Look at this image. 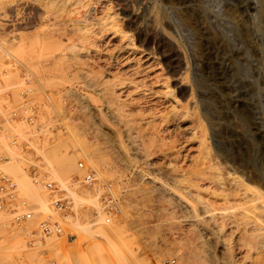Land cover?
Wrapping results in <instances>:
<instances>
[{
	"label": "rangeland",
	"instance_id": "1",
	"mask_svg": "<svg viewBox=\"0 0 264 264\" xmlns=\"http://www.w3.org/2000/svg\"><path fill=\"white\" fill-rule=\"evenodd\" d=\"M62 1L0 0V109L29 100L25 106L35 107V121L47 127L44 138L35 136L29 148H5L11 160L0 166L18 184L17 207L32 208L34 216L16 227L9 211L0 210V264H32L38 254L25 249L23 230L37 227L48 215L61 220L63 233L45 239L42 264H264V243L250 229L252 219L264 227V183L254 172L264 169L259 0H98V6L109 2L118 17L124 10L139 15L135 22L126 15L122 24L174 92L170 109L168 102L155 101L152 89L121 91L117 102L133 119L124 122L93 86L92 53L71 40L74 15ZM35 33L49 45L44 55L37 54ZM128 85L122 89L132 88ZM14 125L16 130L25 126ZM199 140L205 141L200 154ZM62 158L67 165L59 169ZM78 161L94 170L93 185L72 182L84 174ZM203 161H209V173L197 183ZM30 164L65 189L62 195L72 199L69 217L54 209L48 189L32 181L24 170ZM105 183L118 196L110 220L99 221L113 224L112 240L86 233L79 242L72 235L75 222L99 229L98 218L106 217L101 204ZM82 197L95 198L98 208L93 199Z\"/></svg>",
	"mask_w": 264,
	"mask_h": 264
},
{
	"label": "bare ground",
	"instance_id": "2",
	"mask_svg": "<svg viewBox=\"0 0 264 264\" xmlns=\"http://www.w3.org/2000/svg\"><path fill=\"white\" fill-rule=\"evenodd\" d=\"M59 1V0H58ZM97 1L98 0H63V6L67 7L71 12H73L74 17L70 18L69 20L72 21L73 25L70 28L72 30V34H73V38H69V40L71 39L72 41L75 39L78 43L79 49L83 52L85 51L87 54L89 52L91 53L89 54L92 58L93 61V86L97 87L98 90H100L103 95V101L106 103L107 108H109L112 112H114L115 114L113 115H117L114 117L119 118L120 120H122L124 122V120H133L130 119L129 115L127 114V112H122L121 111V103L117 102L120 101V97H119V93L121 91H127V93L131 92L133 89L134 90H138L141 87L143 93L147 90H151L152 91V95L155 98V101H165L168 102V104L170 105V109L173 106L172 105V101L173 98H171L173 95V89H171V85H168L169 81L167 80V78L165 79L164 77H160L158 75V73L154 70L153 68V60H150V56L149 53H145L140 46H138L136 44V41L134 40V38H132V36L125 30L126 28L123 26L122 21L123 18L129 17L130 19H132L133 22H135L137 20V16H139L136 12L133 11H126V10H122L123 14L118 17L116 13H114V9L113 11L110 10L111 6H109V2H103L102 4L99 3V6L97 5ZM100 1V0H99ZM45 2V1H44ZM52 2V1H51ZM101 2V1H100ZM258 3V2H257ZM52 4V3H51ZM61 4V3H60ZM58 5V3H57ZM260 6V12L262 13L261 15L264 16V0H259V4ZM257 5V6H258ZM56 6V5H55ZM125 6V5H124ZM126 7V6H125ZM132 7V6H131ZM121 8V7H120ZM119 8V10H120ZM127 8V7H126ZM123 9V8H122ZM67 10V9H66ZM132 10V9H131ZM65 12V11H64ZM119 12V11H118ZM121 12V11H120ZM63 13V11H62ZM69 13V12H67ZM66 13V14H67ZM157 13V12H156ZM65 14V15H66ZM77 14V15H76ZM71 15V14H69ZM120 15V14H119ZM139 18V17H138ZM121 20V22H119ZM238 21V20H237ZM63 24V23H62ZM66 28V27H65ZM70 28H66L68 29V31L70 30ZM263 28V27H262ZM64 29V30H66ZM67 31V30H66ZM74 31V32H73ZM70 33V31H69ZM169 33V32H168ZM71 34V35H72ZM18 36V35H17ZM16 36V37H17ZM141 36V35H140ZM171 36V35H170ZM72 37V36H70ZM139 37V36H138ZM173 37V36H172ZM34 41L36 46L38 47L37 54L38 55H44L46 52V48L49 46L46 43L41 44V39L39 36V33H35L33 35ZM143 38V37H142ZM152 38V37H151ZM171 38V37H170ZM174 38V37H173ZM71 41V42H72ZM139 41V40H138ZM263 41V40H262ZM175 42V41H174ZM173 42V43H174ZM49 43V42H48ZM73 44V42H72ZM76 45V43H74ZM263 45V44H262ZM75 47V46H74ZM72 47V48H74ZM76 47V48H77ZM76 48H74L75 50H77ZM182 48V47H181ZM74 50V51H75ZM78 51V50H77ZM75 51V52H77ZM185 51V50H184ZM33 52V51H32ZM31 53V52H30ZM80 53V52H79ZM78 54V53H77ZM185 54V53H184ZM88 55V56H89ZM185 56V55H184ZM195 56V55H194ZM81 57V56H80ZM183 57V56H182ZM16 58V57H15ZM14 58V59H15ZM86 58H88L86 56ZM189 58V57H188ZM187 58V59H188ZM18 59V58H17ZM16 59V60H17ZM89 59V60H90ZM190 59V58H189ZM196 59V57H195ZM194 59V60H195ZM19 60V59H18ZM155 60V59H154ZM185 60V59H184ZM198 60V59H197ZM187 61V60H186ZM17 62V61H16ZM100 62V63H99ZM185 62V61H184ZM183 62V64L185 65V63ZM200 62V61H199ZM89 64V62H87ZM98 63V64H97ZM181 60H180V64H181ZM189 63V62H188ZM198 63V62H197ZM83 64V63H82ZM190 64V63H189ZM193 64V62H192ZM25 65V64H23ZM179 65V64H178ZM91 66V65H90ZM181 66V65H180ZM26 67V66H25ZM95 67L97 69H95ZM188 67V66H187ZM27 70L29 71L30 69H28V67H26ZM176 68V66H175ZM179 68V67H177ZM189 68V67H188ZM188 70V69H186ZM103 72H105L107 75H109L111 77V80H108L107 77L103 78L101 77V75H103ZM86 73V72H85ZM113 78V79H112ZM168 81V82H167ZM130 84V86H132V88L128 85ZM128 85L130 88H126V89H122L125 88ZM152 86V88L148 87ZM149 88V89H148ZM139 92H141L139 90ZM138 92V93H139ZM135 93V92H134ZM149 94V93H148ZM148 94H146L148 96ZM126 95V92H125ZM124 95V96H125ZM150 95V94H149ZM144 97V96H143ZM150 97V96H148ZM175 97V96H174ZM133 98V97H132ZM132 98L130 97V99L132 100ZM135 98H137L135 96ZM147 98V97H146ZM145 98V99H146ZM129 99V98H128ZM139 99V98H138ZM137 99V100H138ZM141 99V98H140ZM152 99V98H151ZM126 100V99H125ZM149 100V99H148ZM172 100V101H171ZM175 100V98H174ZM177 100V99H176ZM146 101V100H145ZM152 101H154L152 99ZM178 101V100H177ZM180 101V100H179ZM133 102V100H132ZM131 103V102H129ZM149 103V101H148ZM164 103V102H163ZM162 103V104H163ZM191 103V101H190ZM189 103V104H190ZM124 104V102H123ZM128 105V104H127ZM156 105V104H155ZM160 106V104H157V106ZM167 105V103L165 104V106ZM175 105V104H174ZM186 105V104H185ZM126 106V105H124ZM156 106V107H157ZM158 106V107H159ZM168 106V105H167ZM106 107V106H105ZM153 107V106H152ZM175 107H173L172 112L175 113L177 110L174 109ZM182 108H184V106H182ZM101 110V109H100ZM108 110V109H107ZM151 110V109H150ZM156 110V108H155ZM160 110V109H157ZM165 110V109H164ZM168 110H169V106H168ZM167 110V112H168ZM186 110V109H185ZM182 110V111H185ZM110 111V112H111ZM149 111V110H148ZM161 111V110H160ZM158 111V112H160ZM170 111V110H169ZM181 111V110H180ZM133 112V111H132ZM162 112V111H161ZM165 113V112H164ZM169 113V112H168ZM181 113V112H180ZM186 113V111H185ZM184 113V115H186ZM189 113V111L187 112V114ZM112 114V113H111ZM156 114V113H155ZM157 114H162V113H157ZM102 115V114H101ZM158 115V116H159ZM189 115V114H188ZM154 116V115H153ZM163 117L166 116L162 115ZM174 116V115H173ZM176 116V115H175ZM182 116V114H181ZM191 116V115H190ZM160 117V116H159ZM161 117V121L162 118ZM168 118V116H166ZM133 118V117H132ZM158 118V117H157ZM171 118V117H170ZM173 118V117H172ZM171 118V119H172ZM175 118V117H174ZM194 118V117H193ZM154 119V117H153ZM178 119V117H177ZM183 119V116H182ZM241 120V119H240ZM154 121V120H153ZM160 121V119H159ZM178 121V120H177ZM176 121V122H177ZM183 121V120H182ZM181 121V122H182ZM120 122V121H119ZM128 122V121H127ZM175 122V121H174ZM190 122V121H189ZM192 122V121H191ZM126 123V121H125ZM155 123V122H154ZM160 123V122H159ZM171 124V121L169 122ZM166 124V123H165ZM168 124V123H167ZM166 124V126H167ZM175 124V123H174ZM190 124V123H189ZM173 125V124H172ZM176 125V124H175ZM186 125V124H185ZM184 125V126H185ZM154 126V125H153ZM165 126V127H166ZM183 126V127H184ZM188 126V125H187ZM193 126V125H192ZM158 127V126H157ZM172 127V126H171ZM170 127V128H171ZM178 127V124H177ZM175 127V128H177ZM131 128V127H130ZM163 128V127H162ZM167 128V127H166ZM165 128V129H166ZM169 128V127H168ZM169 128V129H170ZM182 128V126H181ZM117 129V128H116ZM159 129V128H158ZM174 129V128H173ZM178 129V128H177ZM177 129H175V131H177ZM185 129V128H184ZM194 129V127H193ZM196 129V128H195ZM134 130V129H133ZM161 130V129H159ZM167 130V129H166ZM169 131V130H167ZM171 131V129H170ZM181 131V130H180ZM183 131V130H182ZM196 131V130H195ZM186 132V131H185ZM188 132V130H187ZM190 132V131H189ZM191 132H193V130L191 129ZM190 132V133H191ZM158 133V132H157ZM189 133V134H190ZM195 132H193L194 134ZM97 134V133H96ZM192 134V135H193ZM188 135V134H187ZM191 135V136H192ZM190 135H188L187 137H189ZM201 136V135H200ZM203 136V135H202ZM186 137V136H185ZM195 138V137H194ZM199 138V137H198ZM133 139V138H132ZM200 139V138H199ZM105 140V139H104ZM195 140V139H194ZM205 140V138H204ZM165 141V140H164ZM183 143V142H182ZM193 143V142H192ZM205 145V141L199 140L198 144L196 147L197 152L202 153V150L204 149ZM191 146V145H190ZM151 147V146H150ZM169 147V146H168ZM189 148V147H188ZM194 149V147L192 148V150ZM206 152V150H204ZM196 152V150H195ZM196 152V153H197ZM205 152H203V155H206ZM197 155V154H196ZM203 155H200L202 157H205ZM228 156V154H227ZM196 157V156H195ZM202 157L200 158V161ZM194 158V157H193ZM206 158V157H205ZM222 158V157H221ZM197 159V158H196ZM204 159V158H203ZM208 159V158H207ZM225 160V159H223ZM205 161V160H204ZM201 163V166L198 167L197 171H198V176L196 177L197 183L200 182V180H204L207 175L206 173H209V164L207 161ZM208 164V165H207ZM67 165V159L66 158H62L59 161V169H64L65 166ZM212 165V164H211ZM210 165V167H211ZM229 165V164H228ZM261 165V164H260ZM255 169V173L256 175H258V177H260L261 179H263V183H264V169H261V166H259L258 168H254ZM218 171V170H217ZM217 174V172H216ZM255 175V174H254ZM215 176V175H214ZM212 179V178H211ZM207 180V179H205ZM204 180V181H205ZM209 180V179H208ZM214 180H216L214 178ZM213 181V180H212ZM203 182V181H202ZM196 183V184H197ZM262 183V181H261ZM163 186V185H162ZM199 186V185H196ZM171 187V186H170ZM189 190V189H188ZM162 193V192H161ZM83 198V197H82ZM81 198V199H82ZM83 199H86V197H84ZM87 199L91 200L93 198L90 199V197H88ZM86 199V200H87ZM95 199V198H94ZM93 199V205L94 207L98 208V204L96 202V200ZM205 207V206H204ZM103 208V207H102ZM264 208V207H263ZM245 212V211H244ZM99 213V212H98ZM101 214V213H100ZM97 215L98 216H100ZM248 214V213H247ZM102 215V214H101ZM106 217L109 216L106 212H105ZM112 215V214H111ZM109 216V220L110 217ZM247 216V215H246ZM245 216V217H246ZM103 216H100V218H98V223L100 222H104L106 220L102 218ZM244 218V217H242ZM97 219V218H96ZM100 219V220H99ZM104 219V220H103ZM211 219V217L209 218ZM213 219V218H212ZM108 220V221H109ZM216 220V218H215ZM255 219H252L250 222V229L253 230V235L254 238H256L257 240H259L260 242L264 243V227L257 223L256 221H254ZM100 221V222H99ZM92 222V221H91ZM96 220L92 223L96 224ZM107 222V220H106ZM203 222V221H202ZM213 222V221H212ZM97 223V224H98ZM207 223V222H206ZM248 223V222H247ZM74 224H76L77 228H76V233L74 232V234H72L73 236L78 235V241H84L86 239V233H100L98 236L102 239L105 240V238H108V242H110V240H112V235H113V224H107V225H103L100 223L99 226H97V228H93L91 229V225L90 223L88 224V222L86 223H82V222H75ZM214 224V222H213ZM93 225V224H92ZM104 228H102L103 226ZM248 225V224H247ZM95 226V225H94ZM233 226V225H232ZM107 227V228H106ZM107 229V230H106ZM256 236V237H255ZM72 240L75 239L72 238V236L70 237ZM77 240V239H76ZM110 244V243H109Z\"/></svg>",
	"mask_w": 264,
	"mask_h": 264
},
{
	"label": "built area",
	"instance_id": "3",
	"mask_svg": "<svg viewBox=\"0 0 264 264\" xmlns=\"http://www.w3.org/2000/svg\"><path fill=\"white\" fill-rule=\"evenodd\" d=\"M29 100H24L23 105H9L3 104L0 109V165L4 162L11 160V156L6 152L5 148H14L16 151H20L29 148L30 142L38 136L44 138L46 135L47 127L41 122H36L34 115L35 107H27ZM10 106V108H9ZM19 110H23L24 114H17ZM6 113V114H5ZM23 122V126L20 130L14 129V122ZM78 166L84 170V174L79 177L74 176L73 183L84 184L86 186L93 185L97 178L94 170L90 166H86L83 161H78ZM30 174L32 181L36 184H40L49 190L52 194L51 204L54 209L59 210L64 218L69 217L72 213V199L67 195H62L65 189L59 187L54 181L48 180L45 175H39L34 165H27L24 168ZM104 191L101 197V204L104 211L110 216L113 211L118 209V196L113 192L111 184H104ZM18 184L13 178L0 166V210L6 209L11 215V225L16 227H23L24 223L31 220L34 216L32 208L25 210H19L15 198L17 197ZM22 204H25L22 201ZM109 216L106 220H109ZM63 233L61 220L48 215L42 220L38 221V226L30 230H23L24 247L26 250H34L37 252L38 257L32 259V264H42L41 259L46 257V249L41 248L46 238L51 236H60ZM72 235H69L70 239ZM53 263V261L47 260Z\"/></svg>",
	"mask_w": 264,
	"mask_h": 264
}]
</instances>
